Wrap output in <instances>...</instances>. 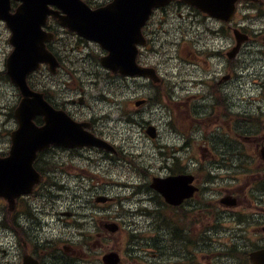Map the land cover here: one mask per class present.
Instances as JSON below:
<instances>
[{
  "label": "flooded vegetation",
  "instance_id": "obj_1",
  "mask_svg": "<svg viewBox=\"0 0 264 264\" xmlns=\"http://www.w3.org/2000/svg\"><path fill=\"white\" fill-rule=\"evenodd\" d=\"M81 1L90 11L107 8L98 20L104 24L97 25L98 29L109 27L106 33L99 31L101 41L82 37L49 15L43 27L51 35L46 49L59 65L80 62L82 71L90 77L93 73L88 70L97 67L111 78H122L143 89L152 87L159 108L151 109L145 120L140 117L134 122L136 130H130L137 137L129 141L126 149L118 141L119 126L105 125L113 112L111 108L100 112L87 108L82 106L79 95L73 97L67 91L78 78L70 73L56 77L57 73H51L46 65L29 74L27 82L32 90L43 91L45 100L55 109L89 124L85 130L112 150L50 146L37 156L33 166L42 176L40 183L29 194L18 197L12 211L0 199L4 240H0V264H24L29 257L39 264H50L61 257L79 258L77 254L88 237L79 227L82 213H75L74 224L82 238L78 244L66 242L63 251H57L53 239L48 235L40 239L39 235L41 215L61 221L56 215L54 193L69 191L71 183L65 172L73 159L99 169L106 165L102 174L71 177L83 183L99 181L96 188L101 193L93 201L103 194L113 199L106 206L107 210L118 211V222H126L119 216L118 205L122 202L145 214L144 230L140 232L144 237L135 239L140 246L144 242L145 260L139 262L138 255L133 254L134 241V246L126 249L127 258L119 250L120 264H250V252L264 250V0H238L229 14L222 4H211L214 13H224L219 17L183 0H171L152 10L139 36L136 28L131 33L122 31L120 43L126 39L133 42L136 63L154 67L162 77L159 84L141 77L111 74L99 62L109 53L103 44L111 47L119 42L114 32L117 19L126 18L132 10L130 4L137 0ZM116 3L120 6L110 8ZM19 5V1L10 0V13L15 14ZM235 32L247 39L237 45ZM10 35L6 23L0 21V54L5 46L0 56L2 159L9 152L11 132L16 129L14 111L21 99L7 74V57L13 49ZM247 55L255 57L249 60ZM3 83L10 86L9 91ZM179 91L194 92L191 110L179 112L177 102L166 101H178L183 96ZM8 94L14 100L11 104L4 103ZM142 100L149 106L147 98ZM154 116L160 118L153 119ZM7 117L12 127H8ZM148 127H153L154 137L147 133ZM64 153L69 157L63 159ZM92 156L98 158L95 163ZM119 169L123 170V183L116 180ZM183 175L191 176V180L180 179ZM155 179L164 181L165 186L175 184L177 196L171 202L151 188ZM76 187L86 190L81 184ZM113 217L107 216L108 220ZM246 251V257L236 255ZM11 257L15 260L11 261Z\"/></svg>",
  "mask_w": 264,
  "mask_h": 264
},
{
  "label": "water",
  "instance_id": "obj_2",
  "mask_svg": "<svg viewBox=\"0 0 264 264\" xmlns=\"http://www.w3.org/2000/svg\"><path fill=\"white\" fill-rule=\"evenodd\" d=\"M21 2L14 15L9 13V0H0V19L7 22L12 31L10 43L14 47L7 60V74L12 84H14L20 94L21 100L15 110V118L18 127L11 133V147L9 155L0 159V198H4L11 211L15 205V199L23 194L31 192L33 186L39 182L40 176L33 168V161L37 153L43 151L51 145L66 148L82 146H94L97 148H107V145L100 139L84 131L82 123H76L62 111L54 110L43 99L41 93L32 91L27 83L26 76L37 69L41 63L48 64L50 70L55 72L58 64L54 57L45 49L46 42L51 35L42 31L47 17L51 15L59 23L79 35L88 39H96L95 34L99 24H104L101 19L104 10L90 11L78 0H18ZM169 0H137L131 3L132 10L127 15L128 20H122L114 28L116 37H119L121 50L110 51L107 58L102 60L105 67L115 73L122 75L140 74L155 79V72L152 69H140L136 66V51L133 42L126 41L122 44V31H129L136 24V29L142 19H146L151 9L167 3ZM237 0H226L230 4L228 9H233V4ZM53 5L61 10L64 15L50 8ZM116 3L110 8L118 7ZM206 4L202 10L209 12ZM111 12V11H108ZM98 23V24H97ZM103 25L101 27H104ZM136 31V36L138 35ZM237 43H241L245 36L235 32ZM157 77V76H156ZM142 102H136L139 106ZM37 116L43 118V125L36 126L34 119ZM151 136L152 130L147 129ZM111 149V148H107ZM264 157V155H263ZM184 181L191 178L180 176ZM164 181L157 180L151 185L153 189L163 194L171 202L177 196L176 186L163 185ZM96 201L105 202V198ZM106 230L115 232L117 226L105 225ZM104 264H118L119 257L115 253H108L102 257ZM253 264H264V251L252 254ZM24 264H36L32 259H25Z\"/></svg>",
  "mask_w": 264,
  "mask_h": 264
},
{
  "label": "rangeland",
  "instance_id": "obj_3",
  "mask_svg": "<svg viewBox=\"0 0 264 264\" xmlns=\"http://www.w3.org/2000/svg\"><path fill=\"white\" fill-rule=\"evenodd\" d=\"M3 52H5V46L2 47L0 56ZM254 57L255 55H247V58L249 60H252ZM67 69L68 71L73 73V77L80 78L83 82V85L80 86L79 82L75 80V83L70 85V87L67 88V91H69L73 95V97L78 96V94H81L83 96V99H85L86 97L89 103L87 104L85 99V102L82 106H86L87 108L96 109L98 112L111 108L113 112L110 113L111 117H108L105 120V125L110 126L117 124V126H119L117 128L119 135L118 141H121L127 149L129 141H131L132 139V141H134L137 137L136 135H134L135 132L130 130L133 125L136 126L134 122L140 120V117L141 119L145 120L147 114L151 109L159 108L158 106L160 103H156L155 101H153V92L155 90L152 87L143 89L140 85L133 86L128 84L125 80L119 78H115V81H113L112 78L106 77L105 74L103 75L102 70L97 69V67H93L88 70L92 73H99V75H97L96 77H90V75L86 73L83 74V72H80L79 70H77V68H73L71 64H67ZM178 78L179 77H176L177 80ZM106 81H109L110 84L105 89L103 88V83ZM3 84L7 85L9 91L10 86H8V84L6 83ZM79 86L82 87L81 92L79 91ZM179 92H181L183 96L180 97L178 101H173L171 99L167 100L165 98L166 101L177 102L179 112H185V110L187 109L191 110L194 103V92L188 94H185L184 91ZM143 98L148 99V101L150 102L148 104L149 107L145 112L138 114V112L142 111L145 107L135 106V101L141 100ZM159 98L160 94H158L157 100ZM12 102H14V100L8 94L7 100L4 101V103L11 104ZM241 103H243V101ZM159 114L160 112L158 113V115ZM159 118V116L153 117V119ZM12 124L13 123L11 121V118L7 117L8 127H12ZM186 125L187 122L185 121V126ZM133 130H136L135 127H133ZM137 135H139V139L142 140V133H139ZM61 157L63 159H66L69 157V154L64 153V156L61 154ZM92 157V163H95L98 158L95 156ZM104 166L106 165L104 164L101 169L92 165L87 166L86 163L81 159H73V161H69L68 165H66L65 175L69 177V182L71 183L70 189L69 191H64L63 193H54V207L55 211L57 212L56 215L61 217V221H57L53 217L51 219L50 217L41 215L40 218L42 224L40 226L39 233L40 239H42L45 235H48V237L53 239L57 244L55 245L57 251H63L64 246L68 244L66 242H73L78 244L82 240V238L79 231H77L78 228L74 224V221L77 219V215L75 213L80 212L82 213L79 218L81 223L80 229L82 232L88 235L87 240L89 241L88 244L89 248L92 251V255L89 256V248H87L86 252L83 249H80L79 254H77V256H80L79 258L66 259L61 257L57 260L53 259L50 264H102L101 257L104 254L110 251L118 253L119 250L124 254L125 250L127 249V245H129L131 248L134 246V244L132 243L134 240L130 238V236L132 235L130 227L133 229V233L136 236V239H141L142 237H144V234L140 232L144 230L142 224L145 220V218L143 217V215L145 214L138 212L128 206H121L118 208L119 216L126 221L127 226H125L124 229H122L121 232L115 236H111L108 233H105L100 224L106 222V218L109 215H114L113 220L110 219L111 221H117L118 211H116L115 209L107 210L108 206H106V204L101 205L94 203V197L97 194L101 193L96 188V184L99 183V181L83 183L82 179L71 177V174H81L83 176H89L90 173L102 174L104 171ZM118 171L119 175L116 176V180L119 183H123L125 181L123 170L119 169ZM76 184H81V186H84L86 190H81V187H76ZM70 212H73V214L66 217V215ZM2 236L3 234L0 231V240L4 241L2 240ZM143 248L144 242H142L140 246V244H138V242L136 241V245L134 247V249L136 250L133 254L138 255V261L142 263L145 260L142 255ZM247 252L248 251H246L244 254L239 252L236 255H239L240 257H246ZM9 259L11 261L15 260L13 259V257Z\"/></svg>",
  "mask_w": 264,
  "mask_h": 264
},
{
  "label": "trees",
  "instance_id": "obj_4",
  "mask_svg": "<svg viewBox=\"0 0 264 264\" xmlns=\"http://www.w3.org/2000/svg\"><path fill=\"white\" fill-rule=\"evenodd\" d=\"M86 245H88V244L86 243Z\"/></svg>",
  "mask_w": 264,
  "mask_h": 264
}]
</instances>
